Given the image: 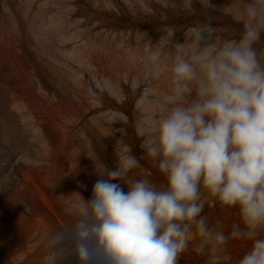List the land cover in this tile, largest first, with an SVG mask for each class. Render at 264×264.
Returning <instances> with one entry per match:
<instances>
[{"label":"rangeland","instance_id":"374dc122","mask_svg":"<svg viewBox=\"0 0 264 264\" xmlns=\"http://www.w3.org/2000/svg\"><path fill=\"white\" fill-rule=\"evenodd\" d=\"M248 2L0 0V264H45V238L70 222V195L90 198L99 170L129 149L141 156L137 101L151 86L152 114L159 108L175 42L207 23L221 38H238L233 17ZM141 164L129 178L147 170L159 185L155 166ZM203 214L225 232L238 220L235 209L215 204ZM194 244L179 264H204ZM246 247L233 241L228 251L238 256Z\"/></svg>","mask_w":264,"mask_h":264},{"label":"clouds","instance_id":"9594fccd","mask_svg":"<svg viewBox=\"0 0 264 264\" xmlns=\"http://www.w3.org/2000/svg\"><path fill=\"white\" fill-rule=\"evenodd\" d=\"M233 18L238 38L207 23L175 42L159 108L152 114L151 86L137 101L141 156L129 149L97 170L90 198L70 195V222L45 238V264H179L194 242L204 264H264V0ZM160 59L150 50L153 64ZM142 159L159 185L147 170L129 178ZM206 204L235 209L238 220L225 232L203 214ZM233 241L247 244L241 255L228 251Z\"/></svg>","mask_w":264,"mask_h":264}]
</instances>
